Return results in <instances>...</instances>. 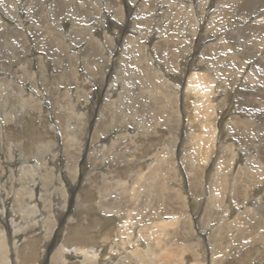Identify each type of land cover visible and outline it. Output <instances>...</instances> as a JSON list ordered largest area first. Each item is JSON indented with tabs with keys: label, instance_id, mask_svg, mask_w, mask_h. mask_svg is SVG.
I'll use <instances>...</instances> for the list:
<instances>
[{
	"label": "rangeland",
	"instance_id": "374dc122",
	"mask_svg": "<svg viewBox=\"0 0 264 264\" xmlns=\"http://www.w3.org/2000/svg\"><path fill=\"white\" fill-rule=\"evenodd\" d=\"M118 1L121 5V9L111 7L109 5L110 2H107V0H99V4L101 5H99L98 3H94L92 0H51V2L50 0H0V78L6 77L12 83L11 90L13 93H16L18 86H21L25 93L23 95L24 98L27 99L29 97L27 99V106H22V101H20L18 98L9 100L10 106H8L11 107L12 110H10L12 111V114L8 115L7 117H4L0 111V132L2 133L0 135V158H2V161L0 160V168L2 162V167L4 168V171L2 172L4 173L2 174L3 180L1 179L3 183L0 184V188L4 186L6 188H12L14 190H17V192H20L18 190L20 188L29 187L30 189L34 188L35 190L36 186L35 191L37 192L36 193L34 191L33 193H31L32 195H29V198H27L25 201L17 200V198L15 199L14 193L8 194L6 207L9 211V221L12 222V224L8 225L10 237L9 239L7 238V241H13L12 239L14 236L20 239V246H18V255L21 260V264H61L63 258H59L57 256H59V253L61 252L60 246L62 245H64L65 248L84 247L108 250L114 246H119L122 244V240H125L122 238H124L125 236L121 234V229L123 232V227L126 224V226L130 228L132 225V221L134 220H152L153 218L157 217L159 220V224H161V222L168 223V218L171 219L172 216L164 211V208L167 205L166 201H168V198L166 199L165 197L178 196L181 199L182 204L189 211V215L192 218L191 220L193 221V226H195L196 230L195 237L199 239L203 236L204 238L203 242H201L202 246L198 250V253L200 254V260H202L205 264H211L214 261L219 260H224L223 262H225V264H248V262L249 264H264V240L262 241L260 238L261 235L262 238L264 237V216L259 220L261 222L256 220V229H254V227L252 226L253 228L251 232L248 231L250 233V237L248 235V232L244 231V229L248 227V224L252 222V219L249 220L246 226H241L242 230L239 232V234L237 231H234L231 233L232 236L228 233V238L227 236H225L226 239L222 237L221 240H216L217 242L213 240L210 241V238L214 237L216 231L219 229V226L223 227L225 223H229L232 214L227 215L225 211L221 209L214 210L212 208L211 211L210 207H208V211H206L207 209L205 210L203 206H205V201H207V193L204 196V191L202 190V198L199 195L194 196L191 192V186L188 183L189 174L187 173L188 171L186 166L188 167V165H186V161L189 162L190 158H192V160H194V162L196 163L197 159L205 157V149H207L205 147H208V144H206L207 139H204V141L201 142V145H197L194 143V139L191 140L190 137L186 135L185 130L190 129L188 128L189 126L186 129L187 123H189V110L187 111L183 107L186 89L189 84L188 80L191 79L190 74L193 71V69L191 70L190 68H192L193 66V68L201 69V71H199L200 73L194 71V75L200 76V74L204 73L202 77L207 76L208 79V75L210 73V75H212L211 78L215 80L214 83H211L213 82V79L210 80L209 78L210 83L212 85L214 84V87L218 85V88L220 90L222 88L221 93L223 92V90L224 94L228 93L227 97L230 100L227 99L228 104L226 103V108L222 110V115L219 114L220 111L218 110L215 117H213V119H217L216 121L215 119L205 121L207 123L210 121L209 123H213L217 126V137L215 142L214 155L210 160V164H208V167H206V171L208 172L206 174H209V176L212 168H215L214 164H216L218 158H220L223 153L225 154L224 157H229V159H231V150L223 147V142L226 143V146L227 144L229 146V144L233 143L237 147H240H238V152L241 156L242 162L247 161V157L245 156L246 154H251V151L247 149V147L254 146L252 139L255 138V142H257L254 144L261 143V140L264 139L263 135L260 136L261 138L246 135V137H244V139L240 141L237 137V134L235 136L237 130L231 133L229 132V130H226L225 125L229 124V122L231 121L238 120V122H241V120L244 121L248 119L250 116L249 111L252 109V107H259V105H261V103L257 99H255V94L261 90H264V83H260L259 81L264 77V0H242L244 2L240 0H220L221 2H219V0H209L208 2L207 0ZM236 1L238 4H236ZM53 2H55V5H53ZM121 2L124 4L122 5ZM191 2L197 8H194L193 13L188 15L183 12L184 10H186V8H184L182 5H186ZM222 2H224L225 5ZM245 2L251 3L250 7H248V4H246L249 10H245L247 9L245 5H240V3ZM91 3L92 5H89ZM153 4H155V6ZM221 4L223 5L222 8L224 9V13L223 9H218L221 8ZM129 6L131 8H129ZM33 7L35 8L33 9ZM209 7L210 12L208 13ZM55 8L57 9L55 10ZM204 8H207V10H205ZM225 8L227 10H225ZM156 10L159 12H167L169 14L168 16H166L167 19H165L164 17L162 21H157V23H155L153 16L156 14ZM216 10L219 12H217ZM67 13L69 14L67 15ZM218 13L221 14L219 17ZM248 17L249 19H246ZM204 18H206V20ZM151 19H153V21ZM195 19L197 20V23L193 22L195 21ZM229 20H231L232 22ZM188 21H192L193 23L191 22V24ZM112 26L113 28H111ZM47 27H49V29H47ZM41 28L42 30H39ZM44 28H46L47 30ZM17 29H19V31ZM222 29H224L225 31ZM249 29L251 30L249 31ZM59 31L61 33H58ZM103 31L105 34L103 33ZM55 32L58 33L57 35L59 37L55 34ZM72 32H74L75 35L74 33L72 34ZM115 32H118V34H116ZM224 33H226L227 36L224 35ZM235 33L239 34V38L238 34ZM112 37L115 40H113ZM242 37H244L245 40H243ZM104 40L107 42H104ZM62 42L64 43L62 44ZM105 43H107V45ZM150 43L152 45L154 44L156 47L155 49H153L154 53L152 55L150 54V49L148 47V44ZM194 43L197 47H195ZM229 43L233 44H230L229 46ZM53 44L55 45L53 46ZM212 44L214 47L212 46ZM48 45L51 47H48ZM56 45L58 47H56ZM57 48L58 50H56ZM98 49L100 51L104 50L106 52L103 51V53L101 52V54L99 53L100 51ZM108 50H114V52L112 54H109ZM15 51L17 52V56L19 57L16 58L18 59L17 61H14ZM93 52L96 54V56L93 55ZM254 53H256L257 55ZM242 54L245 56L243 57ZM103 56L104 58L101 59ZM110 56H113V59ZM24 61L29 62V65H27L26 67L28 69V72L32 73V78H34L35 83L37 82L36 84L34 83V80H28L26 78V80L20 79V76H18L19 74L15 73L17 67L23 65L25 66ZM105 64L108 65L106 73L104 74L103 71L106 66ZM212 64H214V66ZM211 65L213 69H211ZM8 68L13 72L11 70L8 71ZM121 69H125L126 71H122ZM204 69H209V72H205ZM210 70L212 72H210ZM41 71H44L45 73ZM229 71L231 73H229ZM156 75L158 76V78ZM127 77H130L131 79ZM120 78H122V83L120 82ZM159 78L160 80H158ZM235 78L237 79L236 81H234ZM43 79L44 81L47 80L48 82L44 83ZM161 79L163 81H161ZM130 80L133 82L131 83ZM164 81L167 82V84L171 85V87L174 88L175 91H177L179 97L182 99V104H179L178 106L179 109L175 110L174 112L172 111L173 115L178 117V123L176 124L178 125V127L173 126L172 128H167L166 125L162 122V117L164 116L161 114H155V108L158 107V105H156L157 103L155 102H158V100L162 99V97H158V95L160 94V90H166ZM224 81L227 84L224 83ZM41 82L44 84H42ZM112 83L114 84L112 85ZM210 83L208 81L206 86H210ZM123 84L125 85L124 87ZM127 84L129 87L127 86ZM219 84L221 86H219ZM223 88H225L227 92ZM122 89H126L127 91L129 90V99L131 98L130 100L128 99L127 105H125V107L127 108H125V112H129V110H131L132 108L131 106H133L134 104L138 107L135 114L136 116L134 115V118L131 117V121L122 119V110L124 109L120 107V109L112 108V106H110L107 102V95L110 97L112 95L111 92H113V95L118 94V92L120 93ZM81 90L84 93L81 92ZM79 101L81 102L80 104H83L84 101H86L87 103H84L85 105H83L85 107H83L82 105L81 107L79 105ZM130 101H132V103ZM165 101H160L162 102L161 106L165 105L166 103L165 106L167 107V102H169V100L166 99ZM68 103L69 105L71 104L70 107ZM65 105H68L69 108ZM37 106L41 110L38 109ZM74 106L79 110L77 111ZM200 106V103L196 104L195 107L193 106V109L195 110V118L201 112V110L199 109ZM244 106L246 107L244 108ZM26 107L30 109L28 110ZM80 108L82 110H80ZM196 108L198 109L196 110ZM70 109H72L73 111L75 110L76 113H74L75 111L73 112ZM149 110L153 113V115ZM260 110H263L262 105L260 106ZM80 111H83L82 114H79ZM84 111H86V113ZM58 112H61L60 116ZM23 113L25 114L23 115ZM100 116L104 118H101ZM16 117H20L21 120L19 118L17 119ZM67 117H69L70 119ZM87 117H89V119H87ZM66 119L69 120L66 121ZM73 120L75 121L73 122L74 124L72 123ZM87 120L90 122L88 125ZM72 126H76V128L73 127L74 129H72ZM85 126L88 127V129H86ZM68 127H70L71 129H68ZM66 130H68V134H71L74 130V132L76 133L77 131L80 132L77 133V139L79 141H77L78 143H76V145H72L70 143V140L68 141V138H70V134H67L66 136ZM81 133H83V135ZM65 142L67 144L70 143L71 146H68ZM15 143L16 145H14ZM18 143H20L21 145ZM112 143L114 145H118L115 146V148L117 149L114 148V145ZM103 144L107 146L105 148L106 151L104 148H101ZM51 146L54 147L51 148ZM170 146H175V152H173ZM76 147H78V149ZM72 148L73 152H71ZM233 149H235V151L238 150L236 147H233ZM9 150L13 152V154H10ZM112 150L114 152H112ZM166 151L167 153L164 154V152ZM85 154H90V157H88V155L86 156ZM163 154L164 156H167L166 158H168V162H165L166 159L164 160V158H162ZM156 155H161L160 161L153 158ZM112 156H115V158ZM103 158L106 160H104ZM151 160L152 170L149 166ZM125 163L127 166L124 165ZM27 167L29 169H27ZM162 167L163 170L161 169ZM25 168L27 170H25ZM23 169L25 172H40L38 173V175L35 173L37 176L35 175L34 178H32L31 176H27L25 178L27 180L26 181L22 180L20 176ZM47 169L49 170L47 171ZM75 169L77 170V173ZM231 169L232 168H229L230 171L228 170V175L233 174L234 170ZM1 170L2 168L0 169V171ZM69 170L70 173L73 174H70L68 172ZM251 170L254 172L252 176L255 177V180L249 183V185L241 183V185H238V187L242 190L248 189L250 191L251 189L249 188L256 187L254 191H256V193L259 192V194L256 196V198H254V201L251 200L253 204H256L255 201H257V198L264 196V169L263 167H255L254 164H252ZM139 172H141L140 174L143 175V177L138 180V183L137 181L135 183V180L137 178L135 175ZM43 174L46 177H44ZM153 174L158 175V181L156 185H152L150 179L149 181L147 180V177ZM48 175H51V177H49ZM43 177L44 181L42 180ZM38 180L39 182H37ZM204 180H207V182H209L208 178H204ZM69 181H72V183H69ZM33 183L37 184L38 186L33 185ZM149 183L152 186L149 187ZM70 184H73V186H71ZM166 184L171 186L172 188L166 189ZM154 186H158L160 190L158 189V191ZM42 187H44L43 190L45 192H41ZM162 188H164V190ZM153 189H155L154 192ZM151 190L153 194L151 193ZM161 190L163 191L161 192ZM168 191L170 194L168 193ZM182 191L184 192V197L180 195V192L183 193ZM158 192H160V194H157ZM161 193L163 196L161 195ZM100 194H103L102 196L104 198H100ZM255 195L256 194H254V196ZM245 197H242L241 199H243L244 201H246L247 198L249 199V197ZM101 201L110 205V207H106L109 209L108 211H102V207L98 206V203ZM241 201L239 200L240 205H235L233 203L232 210L235 213V215H233L234 217L242 214L238 213L237 209L241 208L242 212L245 210V203L242 204ZM202 202L204 204L200 205V207L197 209L199 204ZM29 205L30 207H35L36 205L35 211L36 213L39 212L40 214L37 213L35 216L29 217L27 212L24 213V210L22 208L28 207ZM46 206H50L49 208H52L55 222L53 225L54 229L51 234L52 236H50L51 240L49 247L51 253L48 256L43 257V250L46 248L48 240L46 239V232L41 231L39 228L44 219V217L43 219L41 218V214L43 216L45 213L48 214ZM224 209H226V207ZM236 212L238 214H236ZM212 214L214 216L217 215L214 217L216 219H214L215 221L211 222L208 225ZM35 219L38 223L35 221ZM171 226L172 225L169 222L167 224V229L170 232V236L166 239V242L160 246V253L162 254V251L166 247H171L173 250H175L174 253L176 255L179 254L180 256V259L175 258L176 255L174 254V258H172V261H170L171 264H176L180 260H183L185 264H195L194 258L192 256L193 250L191 252L189 248L187 249V246L185 247L183 243V245L180 243V230L175 226ZM15 228H18L20 231H14ZM232 228L235 230H239L238 227L232 226ZM3 230H6V228L0 221V232ZM222 232L223 231H221V233ZM253 232L256 233L253 235ZM178 233L180 235H177ZM251 234L253 236V240L255 241H252ZM174 236H177V238L174 239ZM237 236L240 238H238ZM178 237L180 238L179 240ZM105 238H107V240H105ZM24 239H26V241H23ZM236 239L239 240L237 241ZM204 243L205 245L203 246ZM146 245L147 242H145V246ZM160 248L158 247L157 249L160 250ZM153 252L156 253V249ZM150 256L153 259H156L155 256H157V254H155V256ZM150 256H146V258H149L148 262L154 261L152 258H150ZM143 258L146 260L145 257ZM67 259V261L70 260L69 264H76L74 262H77L73 261L75 260L74 257H67ZM159 260L160 257H158L157 261L155 260L154 262H158L157 264H161ZM243 261L246 262L243 263Z\"/></svg>",
	"mask_w": 264,
	"mask_h": 264
},
{
	"label": "bare ground",
	"instance_id": "6f19581e",
	"mask_svg": "<svg viewBox=\"0 0 264 264\" xmlns=\"http://www.w3.org/2000/svg\"><path fill=\"white\" fill-rule=\"evenodd\" d=\"M28 1V0H27ZM57 1V0H56ZM69 1V0H68ZM85 1V0H84ZM88 1V0H87ZM94 3H98L99 4V0H92ZM209 0H207V2H208ZM213 1V0H212ZM226 1V0H225ZM235 1V0H234ZM240 1H242V0H240ZM10 2V1H9ZM30 2V1H29ZM34 2V1H33ZM50 2H51V0H50ZM102 2H104V1H102ZM107 2H110L109 3V5L111 6V7H115V8H120L121 9V5L119 4V1L118 0H107ZM123 2V1H122ZM121 2V4L123 5L124 3H122ZM219 2H221L220 0H219ZM239 2V1H238ZM242 2H244V1H242ZM11 3V2H10ZM12 3H13V1H12ZM32 3V2H31ZM42 3H45V2H42ZM49 3V2H48ZM54 3V4H53ZM52 4L53 5H55V2H53ZM72 3V2H71ZM79 3V2H78ZM84 3V2H83ZM134 3V2H133ZM136 3V2H135ZM223 4H224V2H222ZM228 3V2H227ZM255 3V2H254ZM15 4V3H14ZM51 4V5H52ZM95 4V5H96ZM104 4V3H103ZM139 4V3H138ZM152 4V3H151ZM207 4V3H206ZM231 4V3H230ZM230 4H228V5H230ZM236 4H238L237 3V1H236ZM242 4V6L243 5H245L246 6V4H248V7H250V4L251 3H240V5ZM2 5V4H1ZM67 5V4H66ZM70 5V4H69ZM73 5H75V4H73ZM89 5H92V3L91 4H89ZM99 5H101V4H99ZM154 6H155V4H153ZM200 5H203V4H200ZM208 5V4H207ZM217 5V4H216ZM222 5V4H221ZM225 5V4H224ZM260 5V4H259ZM9 6V5H8ZM15 6V5H14ZM18 6V5H17ZM26 6V5H25ZM24 6V7H25ZM105 6V5H104ZM139 6V5H138ZM142 6V5H141ZM184 8H186V10H184L183 12H185L186 14H191V13H193V10H194V8H197V7H195V5L194 4H192V2L191 3H188V4H186V5H182ZM13 7V6H12ZM51 7H53V6H51ZM55 7V6H54ZM68 7V6H67ZM81 7V6H80ZM201 7V6H200ZM205 7H206V5H205ZM219 7V6H218ZM223 7V5L221 6V8H218V9H223L222 8ZM229 7H231V6H229ZM247 7V6H246ZM248 7H247V9H245V10H249L248 9ZM260 7V6H259ZM35 7H33V9H34ZM44 8V7H43ZM46 8V7H45ZM91 8V7H90ZM96 8V7H95ZM129 8H131L130 6H129ZM136 8V7H135ZM142 8H143V6H142ZM21 9V8H20ZM32 9V8H31ZM57 8H55V10H56ZM105 9H106V7H105ZM144 9V8H143ZM202 9V8H201ZM205 10H207V8H204ZM210 7L208 8V13L210 12ZM214 9H217V8H214ZM243 9V8H242ZM256 9H258V8H256ZM24 10V9H23ZM37 10H38V8H37ZM54 10V9H53ZM69 10V9H68ZM76 10V9H75ZM74 10V11H75ZM95 10V9H94ZM100 10V9H99ZM102 10V9H101ZM145 10V9H144ZM182 10V9H181ZM180 10V11H181ZM225 10H227L226 8H225ZM262 10V9H261ZM10 11V10H9ZM12 11V10H11ZM45 11V10H44ZM48 11H50V10H48ZM157 11V10H156ZM179 11V10H178ZM217 11V10H216ZM264 11V10H263ZM17 12V11H16ZM20 12V11H19ZM52 12V11H51ZM57 12V11H56ZM73 12V11H72ZM95 12V11H94ZM99 12V11H98ZM129 12V11H128ZM217 12H219V11H217ZM222 12V11H221ZM226 12V11H225ZM245 12V11H244ZM14 13V12H13ZM21 13V12H20ZM24 13V12H23ZM47 13H49V12H47ZM71 13V12H70ZM75 13V12H74ZM78 13H81V12H78ZM119 13V12H118ZM123 13V12H122ZM131 13V12H130ZM206 13H207V11H206ZM223 13H224V9H223ZM246 13V12H245ZM69 13H67V15H68ZM148 14V13H147ZM184 14V13H183ZM198 14V13H197ZM219 14V13H218ZM226 14V13H225ZM253 14H254V12H253ZM259 14V13H258ZM264 14V13H263ZM29 15V14H28ZM72 15V14H71ZM70 15V16H71ZM74 15V14H73ZM80 15H82V14H80ZM116 15V14H115ZM130 15V14H129ZM134 15H136V14H134ZM169 14L167 13V12H159V11H157L156 12V14L153 16V19L155 20V23H157V21H162L163 20V18L165 17V19H167V17L166 16H168ZM202 15V14H201ZM206 15V14H205ZM221 14H219L218 15V17L220 16ZM229 15V14H228ZM50 16V15H49ZM63 16V15H62ZM70 16H69V18H70ZM84 16V15H83ZM108 16V15H107ZM120 16V15H119ZM191 16V15H190ZM224 16V15H223ZM239 16V15H238ZM253 16H255V15H253ZM258 16H261V15H258ZM17 17H19V16H17ZM98 17V16H97ZM109 17V16H108ZM140 17H142V16H140ZM145 17V16H144ZM147 17V16H146ZM195 17V16H194ZM197 17V16H196ZM201 17V16H200ZM203 17V16H202ZM228 17V16H227ZM232 17H233V15H232ZM263 17V16H262ZM28 18V17H27ZM37 18V17H36ZM60 18V17H59ZM62 18V17H61ZM86 18H87V16H86ZM150 18V17H149ZM252 18V17H251ZM254 18V17H253ZM72 19V18H71ZM81 19V18H80ZM112 19V18H111ZM153 19H151L152 21H153ZM203 19V18H202ZM205 20H206V18H204ZM210 19V18H209ZM217 19V18H216ZM230 19H231V16H230ZM242 19V18H241ZM245 19V18H244ZM246 19H249V17L248 18H246ZM255 19V18H254ZM264 19V18H263ZM14 20H15V18H14ZM34 20V19H33ZM74 20V19H73ZM72 20V21H73ZM120 20V19H119ZM122 20V19H121ZM215 20V19H214ZM234 20H235V18H234ZM257 20V19H256ZM62 21V20H61ZM105 21V20H104ZM123 21V20H122ZM125 21V20H124ZM151 21V22H152ZM223 21V20H222ZM229 21H231V20H229ZM228 21V22H229ZM232 21H233V19H232ZM231 21V22H232ZM3 22V21H2ZM28 22V21H27ZM46 22V21H45ZM78 22V21H77ZM189 22V21H188ZM192 22V21H191ZM191 22H189V23H191ZM194 23H197V20L195 19V21H193ZM192 22V23H193ZM207 22V21H206ZM205 22V23H206ZM248 22V21H247ZM250 22V21H249ZM256 22V21H255ZM55 23V22H54ZM76 23V22H75ZM111 23V22H110ZM153 23V22H152ZM184 23V22H183ZM191 23V24H192ZM201 23V22H200ZM210 23V22H209ZM251 23V22H250ZM249 23V24H250ZM24 24V23H23ZM29 24H31V23H29ZM59 24V23H58ZM70 24V23H69ZM105 24V23H104ZM231 24V23H230ZM257 24H259V23H257ZM36 25V24H35ZM34 25V26H35ZM60 25V24H59ZM75 25V24H74ZM77 25V24H76ZM78 25H80V24H78ZM88 25H90V24H88ZM106 25V24H105ZM115 25V24H114ZM195 25V24H194ZM199 25V24H198ZM236 25V24H235ZM238 25V24H237ZM252 25V24H251ZM5 26H7V25H5ZM19 26H21V25H19ZM38 26H39V24H38ZM41 26H43V25H41ZM72 26H73V24H72ZM84 26V25H83ZM119 26H120V24H119ZM197 26V25H196ZM213 26V25H212ZM258 26V25H257ZM16 27V26H15ZM23 27V26H22ZM46 27V26H45ZM87 27V26H86ZM85 27V28H86ZM105 27V26H104ZM115 27V26H114ZM195 27V26H194ZM201 27V26H200ZM222 27V26H221ZM236 27V26H235ZM246 27V26H245ZM259 27H260V25H259ZM18 28H20V27H18ZM80 28V27H79ZM84 28V27H83ZM100 28V27H99ZM111 28H113V26L111 27ZM118 28V27H117ZM199 28V27H198ZM202 28V27H201ZM223 28V27H222ZM226 28V27H225ZM30 29V28H29ZM44 29H46V28H44ZM47 29H49V27H47ZM46 29V30H47ZM76 29V28H75ZM96 29V28H95ZM120 29V28H119ZM197 29V28H196ZM195 29V30H196ZM200 29V28H199ZM198 29V30H199ZM204 29V28H203ZM213 29H215V28H213ZM18 31H19V29H17ZM35 30V29H34ZM38 30V29H37ZM39 30H42V28L41 29H39ZM56 30V29H55ZM87 30V29H86ZM220 30V29H219ZM222 30H224V29H222ZM243 30V29H242ZM251 29H249V31H250ZM263 30V29H262ZM49 31V30H48ZM57 31V30H56ZM70 31V30H69ZM74 31V30H73ZM101 31V30H100ZM108 31V30H107ZM112 31V30H111ZM225 31V30H224ZM44 32V31H43ZM50 32V31H49ZM53 32V31H52ZM91 32V31H90ZM194 32V31H193ZM204 32V31H203ZM203 32H201V33H203ZM231 32V31H230ZM42 33V32H41ZM58 33H61L60 31L58 32ZM57 32H55V34L57 35L58 34ZM63 33V32H62ZM74 32H72V34H73ZM87 33V32H86ZM103 33H104V31H103ZM116 34H118V32H115ZM223 33V32H222ZM239 33H240V31H239ZM258 33H260V32H258ZM49 34V33H48ZM53 34V33H52ZM69 34V33H68ZM79 34V33H78ZM92 34V33H91ZM105 34V33H104ZM164 34V33H163ZM193 34V33H192ZM219 34V33H218ZM235 34H238V33H235ZM55 35V36H56ZM60 35V34H59ZM74 35H75V33H74ZM73 35V36H74ZM80 35V34H79ZM200 35V34H199ZM198 35V36H199ZM203 35V34H202ZM217 35V34H216ZM224 35H226V33H224ZM51 36V35H50ZM58 36V35H57ZM89 36V35H88ZM99 36V35H98ZM102 36V35H101ZM109 36V35H108ZM115 36H117V35H115ZM223 36V35H222ZM227 36V35H226ZM244 36V35H243ZM7 37V36H6ZM38 37V36H37ZM59 37V36H58ZM67 37V36H66ZM81 37V36H80ZM97 37V36H96ZM95 37V38H96ZM100 37V36H99ZM194 37V36H193ZM214 37V36H213ZM221 37V36H220ZM231 37V36H230ZM241 37V36H240ZM256 37V36H255ZM24 38V37H23ZM26 38V37H25ZM64 38V37H63ZM113 38V37H112ZM112 38H111V41H112ZM160 38V37H159ZM182 38V37H181ZM217 38V37H216ZM222 38V37H221ZM233 38V37H232ZM235 38H237V37H235ZM238 38H239V34H238ZM243 38V40H245L244 39V37H242ZM246 38V37H245ZM18 39V38H17ZM36 39V38H35ZM38 39V38H37ZM45 39H46V37H45ZM101 39V38H100ZM109 39V38H108ZM193 39V38H192ZM207 39V38H206ZM224 39V38H223ZM226 39V38H225ZM256 39H258V38H256ZM48 40V39H47ZM74 40V39H73ZM72 40V41H73ZM76 40V39H75ZM80 40H82V39H80ZM95 40H98V39H95ZM113 40H115L114 38H113ZM153 40H154V38H153ZM203 40V39H202ZM216 40V39H215ZM4 41V40H3ZM16 41H18V40H16ZM156 41V40H155ZM172 41V40H171ZM170 41V42H171ZM211 41V40H210ZM209 41V42H210ZM236 41V40H235ZM50 42H51V39H50ZM54 42V41H53ZM52 42V43H53ZM61 42V41H60ZM59 42V43H60ZM104 42H107V41H105L104 40ZM113 42H115V41H113ZM132 42V41H131ZM182 42H183V40H182ZM191 42V41H190ZM208 42V43H209ZM5 43V42H4ZM36 43H37V40H36ZM45 43H46V40H45ZM51 43V44H52ZM64 42H62V44H63ZM97 43V42H96ZM112 43V42H111ZM146 43V42H145ZM152 43V42H151ZM148 44V47H149V52H150V54L152 55L154 52H153V49H155L156 47H155V45L153 44ZM180 43V42H179ZM200 43V42H199ZM212 43H215V42H212ZM246 43H248V42H246ZM253 43V42H252ZM55 44H57V43H55ZM55 44H53V46L55 45ZM66 44V43H65ZM106 45H107V43H105ZM113 44V43H112ZM159 44V43H158ZM161 44V43H160ZM164 44V43H163ZM162 44V45H163ZM193 44V43H192ZM230 44H233V43H229V46H230ZM237 44V43H236ZM250 44V43H249ZM249 44H247V45H249ZM29 45V44H28ZM44 45V44H43ZM46 45V44H45ZM108 45H110V44H108ZM194 45H195V43H194ZM201 45H203V44H201ZM223 45V44H222ZM246 45V44H245ZM165 46H167V45H165ZM212 46H213V44H212ZM233 46V45H232ZM251 46V45H250ZM48 47H51V46H49L48 45ZM56 47H58L57 45H56ZM65 47V46H64ZM100 47V46H99ZM102 47V46H101ZM103 47H104V45H103ZM192 47H194V46H192ZM195 47H197L196 45H195ZM208 47H209V45H208ZM207 47V48H208ZM214 47V46H213ZM247 47V46H246ZM249 47V46H248ZM66 48V47H65ZM91 48V47H90ZM112 48V47H111ZM119 48V47H118ZM144 48V47H143ZM202 48V47H201ZM230 48V47H229ZM228 48V49H229ZM253 48V47H252ZM49 49V48H48ZM101 49V48H100ZM138 49V48H137ZM220 49V48H219ZM221 49H223V48H221ZM56 50H58V48L56 49ZM99 50V49H98ZM106 50V49H105ZM141 50V49H140ZM244 50V49H243ZM252 50V49H251ZM9 51V50H8ZM100 51V50H99ZM103 51L104 50H102V51H100L99 53H103ZM109 51V54H112L113 52H114V50H108ZM108 51H107V53H108ZM117 51V50H116ZM190 51V50H189ZM192 51V50H191ZM217 51V50H216ZM226 51V50H225ZM246 51V50H245ZM245 51H244V53H245ZM253 51V50H252ZM260 51H261V49H260ZM48 52H50V51H48ZM72 52H73V50H72ZM95 52H96V50H95ZM98 52V51H97ZM104 52H106V51H104ZM134 52V51H133ZM222 52V51H221ZM249 52V51H248ZM101 53V54H102ZM141 53H142V51H141ZM156 53V52H155ZM201 53V52H200ZM239 53H241V52H239ZM243 53V52H242ZM261 53H262V51H261ZM8 54V53H7ZM15 57H14V61H17L18 59H16L18 56H17V52L15 51ZM57 54V53H56ZM88 54V53H87ZM105 54V53H104ZM108 54V55H109ZM178 54V53H177ZM203 54H205V53H203ZM254 54H256V53H254ZM93 55L94 56H96V54L93 52ZM139 55V54H138ZM214 55V54H213ZM238 55V54H237ZM241 55V54H240ZM243 55V54H242ZM246 55H247V53H246ZM253 55V54H252ZM257 55V54H256ZM263 55V54H262ZM84 56V55H83ZM107 56V55H106ZM235 56V55H234ZM239 56V55H238ZM245 55H243V57H244ZM80 57V56H79ZM87 57V56H86ZM111 57V56H110ZM145 57V56H144ZM155 57V56H154ZM221 57V56H220ZM229 57V56H228ZM252 57V56H251ZM260 57H261V55H260ZM263 57V56H262ZM19 58V57H18ZM38 58V57H37ZM104 58V56L101 58V59H103ZM109 58V57H108ZM112 59H113V56L111 57ZM170 58V57H169ZM227 58V57H226ZM231 58H233V57H231ZM248 58V57H247ZM256 58V57H255ZM96 59V58H95ZM107 59V58H106ZM105 59V60H106ZM154 59V58H153ZM166 59V58H165ZM221 59H223V58H221ZM254 59V58H253ZM7 60V59H6ZM57 60V59H56ZM104 60V61H105ZM110 60V59H109ZM121 60V59H120ZM145 60V59H144ZM205 60V59H204ZM229 60V59H228ZM232 60V59H231ZM235 60V59H234ZM237 60V59H236ZM83 61V60H82ZM99 61H100V59H99ZM103 61V62H104ZM119 61V60H118ZM176 61V60H175ZM195 61V60H194ZM241 61V60H240ZM25 62V61H24ZM36 62V61H35ZM40 62V61H39ZM42 62V61H41ZM86 62H87V60H86ZM97 62V61H96ZM110 62V61H109ZM137 62V61H136ZM146 62V61H145ZM202 62V61H201ZM248 62V61H247ZM260 62V61H259ZM29 62L28 61H26L25 62V66L23 65V66H19V67H17L16 68V70H15V73H17V74H19L18 76H20V79H28V80H34V78H32V73L31 72H28V69H27V65H29L28 64ZM59 63V62H58ZM63 63V62H62ZM61 63V64H62ZM142 63V62H141ZM207 63V62H206ZM223 63V62H222ZM256 63V62H255ZM74 64V63H73ZM147 64V63H146ZM146 64H145V67H146ZM180 64V63H179ZM196 64V63H195ZM198 64V63H197ZM208 64V63H207ZM211 64V63H210ZM93 65V64H92ZM102 65V64H101ZM100 65V66H101ZM104 65V64H103ZM106 65V64H105ZM108 65V64H107ZM107 65L105 66V69H104V74L106 73V69H107ZM123 65V64H122ZM206 65V64H205ZM213 66H214V64H212ZM212 65H211V69H213L212 68ZM242 65H244V64H242ZM260 65V64H259ZM72 66V65H71ZM99 66V65H98ZM190 66V65H189ZM198 66V65H197ZM197 66H195V67H197ZM207 66V65H206ZM217 66V65H216ZM216 66H215V69H216ZM258 66V65H257ZM263 66V65H262ZM14 67V66H13ZM48 67V66H47ZM103 67V66H102ZM121 67V66H120ZM192 67V66H191ZM194 67V66H193ZM190 68L191 70L193 69V71L191 72V74H190V78L191 79H189L188 81H189V84H188V87H187V89H186V93H185V101L183 102L184 104H183V107L188 111L189 110V123H187V126H186V129H187V127L188 128H190L189 130H185L186 131V135L187 136H189L190 137V139L191 140H193L194 141V143L195 144H197V145H201V142H203L204 141V139H207L206 141V144H208V147H205V148H207V149H205V153H206V156L205 157H202V158H199V159H197V161H196V163L194 162V160H192V158H190V161L189 162H187L186 161V165H188V167L186 166V168H187V173L189 174V176H188V179H189V185L191 186V192H192V194L194 195V196H197V195H199V196H203V194H204V196H205V194H206V196H207V201H205V206H203L204 207V209L206 210L208 207H210L211 209V211H212V208L214 209V210H217V209H221V210H223V211H225V213L227 214V215H229V214H232V217H231V219H230V221H229V223L227 224V223H225L224 225H223V227H218L219 229L216 231V233H215V235H214V237H211L210 238V241H216V240H221L222 239V237H224L225 238V236H227L228 235V233L229 234H231L232 232H234V231H237L238 232V234H239V232L242 230V227L241 226H246L247 224H248V222H249V220L250 219H252V222L251 223H249L248 224V227H246L245 229H244V231H249V232H251V230H252V228L254 227V229H256V220H260V219H262V217L264 216V196H262V197H260V198H257V201H255L256 202V204H253V202L251 201V200H255L254 198H256V196L259 194V192H257L256 193V191H254L255 189H256V187H252V188H249V189H251V191L250 190H242V189H240L239 187H238V185H241V183L242 184H247V185H249V183H251V182H253L254 180H255V177L254 176H252V174H254V172L251 170V166H252V164H254V166L255 167H263V169H264V139L263 140H261V143L260 144H254V143H257V142H255V138L254 139H252V141H253V145L254 146H251V147H247V149H249L250 151H251V154H246L245 156L247 157V161L246 162H242V160H241V156H240V154H239V149H238V147L235 145V144H233V143H231V144H229V146H228V144H227V146H226V143H224L223 142V147H226V148H228V149H230L231 151H230V155H231V159H229V157H224L225 156V154L223 153L222 155H221V157L220 158H218V160H217V162H216V164H214V167L215 168H212V170H211V172H210V176H209V174H206V173H208L206 170V167H208V164H210V160H211V158L213 157V155H214V149H215V142H216V137H217V126L215 125V124H213V123H207V122H205L206 120H214L213 119V117H215V115H216V113H217V111L219 110L220 112H219V114L220 115H222V110L223 109H225L226 108V103H227V99H228V97H227V95H228V93L227 94H224L223 92H224V90H223V94L221 93V90H222V88H221V90L218 88V85L216 86V87H214V84L212 85L211 83H214L215 82V80L213 79V78H211V76L212 75H210V73H209V75H208V77L210 78V80L211 79H213V82H211L210 83V80H209V78L207 79V76H205V77H202V75L204 74L203 72V74H200V76H196V75H194V71H196L197 73L199 72V71H201V69H199V68ZM244 67V66H243ZM253 67V66H252ZM12 68V67H11ZM51 68V67H50ZM56 68V67H55ZM77 68V67H76ZM126 68V67H125ZM186 68V67H185ZM230 68V67H229ZM256 68V67H255ZM260 68H261V66H260ZM4 69V68H3ZM32 69V68H31ZM40 69V68H39ZM43 69V68H42ZM117 69V68H116ZM128 69V68H127ZM158 69V68H157ZM170 69V68H169ZM240 69V68H239ZM252 69V68H251ZM11 70V69H10ZM9 70V68H8V71H10ZM46 70H48V69H46ZM103 70V69H102ZM122 71H124L125 69H121ZM159 70V69H158ZM205 70V69H204ZM227 70V69H226ZM264 70V69H263ZM12 71V70H11ZM30 71V70H29ZM45 71V70H44ZM44 71H41V72H44ZM96 71V70H95ZM98 71V70H97ZM126 71V70H125ZM129 71V70H128ZM127 71V72H128ZM149 71V70H148ZM168 71V70H167ZM177 71V70H176ZM216 71V70H215ZM214 71V72H215ZM228 71V70H227ZM6 72V71H5ZM13 72V71H12ZM77 72V71H76ZM153 72V71H152ZM205 72H209V69H206L205 70ZM210 72H212L211 70H210ZM236 72V71H235ZM235 72H233V73H235ZM237 72H238V70H237ZM34 73V72H33ZM40 73V72H39ZM45 73V72H44ZM63 73V72H62ZM116 73V72H115ZM155 73H156V71H155ZM176 73V72H175ZM200 73V72H199ZM229 73H231L230 71H229ZM251 73V72H250ZM96 74V73H95ZM103 74V75H104ZM124 74V73H123ZM22 75V76H21ZM42 75V74H41ZM117 75V74H116ZM147 75V74H146ZM158 75V74H157ZM156 75V76H157ZM206 75V74H205ZM223 75V74H222ZM235 75V74H234ZM253 75V74H252ZM251 75V76H252ZM263 75V74H262ZM47 76V75H46ZM120 76V75H119ZM126 76H127V74H126ZM148 76V75H147ZM214 76V75H213ZM233 76V75H232ZM236 76V75H235ZM260 76V75H259ZM34 77V76H33ZM37 77V76H36ZM43 77V76H42ZM97 77V76H96ZM101 77V76H100ZM87 78V77H86ZM127 78H129V79H131L130 77H127ZM139 78V77H138ZM157 78H158V76H157ZM215 78V77H214ZM228 78V77H227ZM226 78V79H227ZM234 78V77H233ZM238 78V77H237ZM261 78H262V76H261ZM25 79V80H26ZM101 79V78H100ZM63 80V79H62ZM68 80V79H67ZM77 80V79H76ZM89 80V79H88ZM115 80V79H114ZM119 80V79H118ZM121 80V81H120ZM120 82L122 83L123 81H122V78H120ZM123 80H124V78H123ZM158 80H160V78L158 79ZM217 80H219V79H217ZM237 79L235 78L234 79V81H236ZM255 80V79H254ZM22 81V80H21ZM43 81H44V79H43ZM126 81V80H125ZM131 81V80H130ZM161 81H163L162 79H161ZM208 81H209V83H210V86H206L207 85V83H208ZM226 81H228V80H226ZM260 81V83H264V77L261 79V80H259ZM14 82V81H13ZM46 82H48L47 80L46 81H44V83H46ZM133 81H131V83H132ZM219 82V81H218ZM22 83V82H21ZM34 83H35V80H34ZM37 83V82H36ZM35 83V84H36ZM42 83V82H41ZM44 83H42V84H44ZM68 83V82H67ZM118 83V82H117ZM224 83H226L225 81H224ZM16 84V83H15ZM27 84V83H26ZM101 84H103V83H101ZM114 83H112V85H113ZM119 84V83H118ZM117 84V85H118ZM172 84V83H171ZM221 84V83H220ZM219 84V86H221ZM227 84V83H226ZM225 84V85H226ZM229 84H231V83H229ZM255 84V83H254ZM20 85H22V84H20ZM82 85V84H81ZM85 85H87V84H85ZM116 85V86H117ZM164 85H165V87H166V90H163V89H161L160 90V94L158 95V97H162V99L161 100H158V102H155V103H157L156 105H158V107H156L155 109V114H161V115H163L164 117H162V122L166 125V127L167 128H172L173 126L175 127V126H177L178 127V125H176L177 123H178V117L177 116H175V115H173V113H172V111L174 112L175 110H177V109H179V104H182V99L179 97V94L177 93V91H175L174 90V88H172L171 87V85H169V84H167V82H165L164 81ZM62 86V85H61ZM119 86V85H118ZM125 85L123 84V87H124ZM127 86H128V84H127ZM264 86V85H263ZM24 87H25V85H24ZM57 87V86H56ZM129 87V86H128ZM225 87V86H224ZM254 87H255V85H254ZM11 88H12V83L6 78V77H2V78H0V111H1V114L4 116V117H7L8 115H10V114H12V109H11V107H9L10 106V102H9V100H12L13 98H18L20 101H22V106H27V99L29 98H27V99H25L24 98V91H23V88L21 87V86H18V89L16 90L17 92L16 93H13L12 92V90H11ZM36 88V87H35ZM77 88V87H76ZM117 88V87H116ZM227 88V87H226ZM249 88V87H248ZM39 89V88H38ZM51 89V88H50ZM66 89V88H65ZM120 89V88H119ZM119 89H118V91H119ZM127 89V88H126ZM126 89H122V91L119 93L118 92V94H114L113 95V92H111L112 93V95L109 97L108 95H107V97H108V99H107V102L109 103V105L110 106H112V108H122V109H124V110H122L123 111V115H122V119L123 120H130V118L131 117H133L135 114H136V111H137V109H138V107H137V105L135 106V104L133 105V106H131L132 108H131V110H129V112H125V105H127V102H128V99H129V96H130V94H128V92L130 93V91L128 90H126ZM223 89H225V88H223ZM250 89V88H249ZM111 91V90H110ZM225 91H226V89H225ZM36 92V91H35ZM81 92H83L82 90H81ZM80 92V93H81ZM98 92V91H97ZM132 92V91H131ZM142 92V91H141ZM227 92V91H226ZM225 92V93H226ZM49 93V92H48ZM84 93V92H83ZM87 93H89V92H87ZM111 93H109V94H111ZM143 93V92H142ZM142 93H141V95H142ZM216 93H217V95H216ZM256 93V92H255ZM40 94H42V93H40ZM133 94V93H132ZM136 94V93H135ZM59 95V94H58ZM68 95H69V93H68ZM140 95V96H141ZM231 95V94H230ZM256 98L255 99H257L260 103H261V105H262V108H263V110L261 111L260 110V106L261 105H259V107H252V109L249 111V118L248 119H246V120H241V122H238V120H235V121H231V122H229V124H226L225 125V127H226V130L228 131L229 130V132H233V131H236V133H235V136H236V134H237V137H238V139L241 141V140H243L244 139V137H246V135H250V136H254V137H259V138H261L260 136H262L263 135V137H264V90H261V91H259V92H257L256 94ZM83 96V95H82ZM133 96H135V95H133ZM138 96V95H137ZM27 97V96H26ZM59 97H60V95H59ZM59 97H58V99H59ZM69 97V96H68ZM71 97V96H70ZM57 98V97H56ZM61 98V97H60ZM137 98V97H136ZM131 99V98H130ZM129 99V100H130ZM139 99V98H138ZM166 99H168L169 100V102H167L168 103V105H167V107L165 106L166 105V103H165V105H163V106H161V103L162 102H160V101H165ZM15 100V99H14ZM71 100V99H70ZM76 100V99H75ZM80 100V99H79ZM228 100H230V99H228ZM61 101H62V99H61ZM78 101V100H77ZM138 101V100H137ZM14 102V101H13ZM65 102V101H64ZM71 102V101H70ZM131 103H132V101H130ZM166 102V101H165ZM66 103V102H65ZM81 102L79 101V105L81 106H83V105H85L84 103H87L86 101H84V103L83 104H80ZM108 103H107V105H108ZM154 103V102H153ZM201 104V106L199 107V109L201 110V112H200V114H198V116L195 118V116H194V112H195V110L193 109V106L195 107L196 106V104ZM252 103V102H251ZM41 104V103H40ZM64 104V103H63ZM67 104V103H66ZM78 104V103H77ZM138 104V103H137ZM228 104V103H227ZM243 104V103H242ZM246 104V103H245ZM9 105V106H8ZM35 105V104H34ZM33 105V106H34ZM39 105V104H38ZM68 105H69V103H68ZM68 105H65V106H67L68 107ZM71 105V104H70ZM70 105H69V107H70ZM75 105V104H74ZM250 105V104H249ZM14 106H16V105H14ZM81 106V107H82ZM247 106V105H246ZM246 106H244V108L246 107ZM251 106V105H250ZM256 106V105H255ZM60 107V106H59ZM62 107H63V105H62ZM68 107V108H69ZM75 107V106H74ZM78 107V106H77ZM83 107H85V106H83ZM241 107V106H240ZM249 107V106H248ZM7 108H9V109H7ZM23 108H25V107H23ZM27 108V107H26ZM37 108H38V106H37ZM36 108V109H37ZM45 108V107H44ZM68 108H67V110H68ZM73 108V107H72ZM76 108V107H75ZM106 108V107H105ZM119 108V109H120ZM134 108H136V109H134ZM251 108V107H250ZM11 109V110H10ZM28 109V108H27ZM30 109V108H29ZM28 109V110H29ZM38 109H40V108H38ZM66 109V108H65ZM77 109V111L79 110L78 108H76ZM103 109V108H102ZM107 109V108H106ZM108 109H109V106H108ZM111 109V108H110ZM127 109V108H126ZM134 109V110H133ZM198 108H196V110H197ZM41 110V109H40ZM67 110H64V111H67ZM71 111H73L72 109H70ZM80 110H82L81 108H80ZM113 110V109H112ZM70 111V112H71ZM75 111V110H74ZM73 111V112H74ZM103 111V110H102ZM109 111V110H108ZM107 111V112H108ZM114 111V110H113ZM150 111V110H149ZM23 112V111H22ZM25 112V111H24ZM69 112V113H70ZM83 112V111H82ZM82 112L80 111L79 112V114L81 113L82 114ZM85 113H86V111H84ZM116 112H118V111H116ZM151 112V111H150ZM27 113V112H26ZM59 113V112H58ZM61 113V112H60ZM60 113H59V116H60ZM68 113V114H69ZM74 113H76V111L74 112ZM105 113H106V111H105ZM104 113V114H105ZM109 113V112H108ZM139 113V112H138ZM149 113V112H148ZM152 113V112H151ZM177 113V112H176ZM19 114V113H18ZM21 114V113H20ZM25 113H23V115H24ZM65 114V113H64ZM78 114V113H77ZM102 114V113H101ZM100 114V115H101ZM225 114V113H224ZM29 115V114H28ZM36 115V114H35ZM39 115V114H38ZM76 115V114H75ZM103 115V114H102ZM107 115V114H106ZM152 115H153V113H152ZM219 115V116H220ZM41 116V115H40ZM111 116V115H110ZM115 116V115H114ZM113 116V117H114ZM136 116V115H135ZM155 116V115H154ZM160 116V115H159ZM224 116V115H223ZM66 117V116H65ZM101 117V116H100ZM117 117H119V116H117ZM150 117V116H149ZM157 117V116H156ZM155 117V118H156ZM161 117V116H160ZM188 117V116H187ZM17 118V117H16ZM19 119H20V117H18ZM17 118V119H18ZM67 118H69V117H67ZM75 118V117H74ZM101 118H104V117H101ZM134 118V117H133ZM64 119V118H63ZM70 119V118H69ZM69 119H66V121H68ZM83 119V118H82ZM85 119V118H84ZM87 119H89V117H87ZM153 119V118H152ZM160 119V118H159ZM9 120V119H8ZM21 120V119H20ZM75 120V119H74ZM72 121V123L73 122H75V121ZM111 120V119H110ZM113 120H114V118H113ZM112 120V121H113ZM117 120H119V119H117ZM217 119H215V121H216ZM221 120V119H220ZM234 120V119H233ZM52 121V120H51ZM83 121V120H82ZM88 121V120H87ZM131 121V120H130ZM159 121V120H158ZM22 122V121H21ZM24 122V121H23ZM79 122V121H78ZM77 122V123H78ZM110 122V121H109ZM121 122V121H120ZM1 123V122H0ZM9 123V122H8ZM71 123V124H72ZM83 123V122H82ZM84 123H85V121H84ZM90 122L88 121L87 122V125L89 124ZM216 123V122H215ZM24 124V123H23ZM69 124V123H68ZM74 124V123H73ZM76 124V123H75ZM241 124V125H240ZM143 125V124H142ZM68 126V125H67ZM81 126V125H80ZM73 127H75L76 128V126H72V129H74ZM86 127V126H85ZM157 127V126H156ZM242 127H244V128H242ZM70 127H68V129H69ZM78 128V127H77ZM65 129V128H64ZM67 129V128H66ZM71 129V128H70ZM86 129H88V127H86ZM203 129H205V130H203ZM206 129H208V130H206ZM222 129V128H221ZM76 130V129H75ZM74 130V131H75ZM77 130H79V129H77ZM81 130V129H80ZM143 130V129H142ZM177 130H178V128H177ZM49 131V130H48ZM67 131L68 130H66V136H67ZM73 131V130H72ZM72 132L69 136H70V138H68V141L70 140V143L72 144V145H76V143H78L77 141H79L78 139H77V133H80V132H78L77 131V133L76 132ZM98 131V130H97ZM145 131V130H144ZM184 131V132H185ZM63 132V131H62ZM83 132V131H82ZM137 133V132H136ZM2 133L0 132V135H1ZM82 135H83V133H81ZM81 134H79V135H81ZM252 134H254V135H252ZM79 135H78V138H79ZM234 135V134H233ZM210 136H211V138H210ZM225 136V135H224ZM49 137V136H48ZM134 137V136H133ZM248 137V136H247ZM1 138V137H0ZM222 138V137H221ZM251 138V137H250ZM257 139V138H256ZM1 140V139H0ZM190 140V141H191ZM248 140V139H247ZM2 141H3V139H2ZM226 141V140H225ZM250 141V140H249ZM66 142H67V139H66ZM65 142V143H66ZM245 142V141H244ZM247 142V141H246ZM8 143V142H7ZM53 143H55V142H53ZM64 143V144H65ZM67 144L68 146H71V144ZM114 143H116V142H114ZM252 143V142H251ZM9 144V143H8ZM18 144H20V143H18ZM113 144V143H112ZM237 144V143H236ZM14 145H16V143L14 144ZM21 145V144H20ZM55 145V144H54ZM66 145V146H67ZM114 145V144H113ZM117 145V144H116ZM116 145H114V148H115V146ZM12 146V145H11ZM111 146V145H110ZM118 146V145H117ZM183 146H184V144H183ZM37 147H38V145H37ZM45 147V146H44ZM54 147V146H53ZM52 146H51V148H53ZM107 146H105L104 144H103V146L101 147V148H106ZM171 147V146H170ZM233 147H236L237 149V151H235V149H233ZM21 148V147H20ZM70 148V147H69ZM77 149H78V147H76ZM162 148V147H161ZM172 148V150H173V152H175V146H172L171 147ZM240 148V147H239ZM15 149H17V148H15ZM48 149V148H47ZM108 149V148H107ZM115 149H117V148H115ZM243 149H245V148H243ZM41 150V149H40ZM49 150V149H48ZM69 150V149H68ZM68 150H67V152H68ZM167 150V149H166ZM227 150V149H226ZM37 151V150H36ZM77 151V150H76ZM79 151V150H78ZM103 151V150H102ZM101 151V152H102ZM105 151H106V149H105ZM207 151V152H206ZM7 152H8V148H7ZM9 152H10V154L12 153L13 154V152H11L10 150H9ZM38 152V151H37ZM71 152H73V148H72V151ZM90 152V151H89ZM104 152V151H103ZM112 152H114L113 150H112ZM87 153V152H86ZM165 153H167V151L166 152H164V154ZM204 153V154H205ZM221 153V152H220ZM39 154H40V152H39ZM49 154V153H48ZM75 154V153H74ZM118 154V153H117ZM160 154V153H159ZM158 154V155H159ZM164 154H163V157L162 158H164V160H165V162H168L167 161V159L168 158H166L167 156L165 155L164 156ZM169 154V153H168ZM167 154V155H168ZM229 154V153H228ZM86 155V154H85ZM88 155V157H90L89 155L90 154H87ZM86 155V156H87ZM104 155V154H103ZM116 155V154H115ZM119 155V154H118ZM158 155H156V156H154L153 158H155V159H158L159 161H160V158H161V155L160 156H158ZM15 156V155H14ZM13 157V156H12ZM79 157H80V154H79ZM112 157H114L115 158V156H112ZM255 157V158H254ZM104 159V158H103ZM112 159V158H111ZM122 159V158H121ZM252 159V160H251ZM0 160L2 161V158H0ZM13 160V159H12ZM104 160H106V159H104ZM104 160H103V162H104ZM196 160V159H195ZM10 161V160H9ZM113 161V160H112ZM116 161V160H115ZM125 161V160H124ZM12 162V161H11ZM102 162V163H103ZM117 162V161H116ZM150 162V161H149ZM151 163H152V160H151V162L149 163V166H150V169L152 170V165H151ZM13 164V163H12ZM2 165H3V162H2V164H1V168H2V170L0 171V184L1 183H3L2 182V180H3V178H2V174H4V173H2L3 171H4V168L2 167ZM69 165V164H68ZM67 165V166H68ZM124 165H126V163L124 164ZM257 165V166H256ZM70 166V165H69ZM127 166V165H126ZM153 166H154V164H153ZM24 167V166H23ZM184 167V166H183ZM0 168V169H1ZM13 168V167H12ZM105 168V167H104ZM154 168V167H153ZM229 168H232L233 170H234V172H233V174H231V175H228V172L230 171L229 170ZM7 169V168H6ZM22 169V168H21ZM20 169V170H21ZM27 169H29L28 167H27ZM26 168H25V170H27ZM38 169V168H37ZM46 169V168H45ZM51 169V168H50ZM53 169H54V166H53ZM71 169H72V167H71ZM74 169V168H73ZM162 170H163V167L161 168ZM231 169V170H232ZM33 170V169H32ZM39 170V169H38ZM49 169H47V171H48ZM76 170V169H75ZM98 170V169H97ZM106 170V169H105ZM159 170V169H158ZM229 170V171H228ZM53 171V170H52ZM103 171V170H102ZM18 172V171H17ZM37 172V171H36ZM35 172V173H36ZM40 171H38V173H39ZM69 173H70V170L68 171ZM93 172V171H92ZM150 172V171H149ZM11 173H12V171H11ZM33 173V172H25L24 171V169L22 170V172H21V174H20V176H21V179L22 180H26L25 178L27 177V176H31L32 178H34L35 177V175L37 174L38 175V173ZM76 173H77V170H76ZM76 173H75V175H76ZM141 172H139L138 174H136L135 176L137 177L136 178V180H135V183H136V181H137V183L139 182L138 180L139 179H141L142 177H143V175H141L140 174ZM152 173V172H151ZM13 174H14V171H13ZM16 174V173H15ZM19 174V173H18ZM70 174H73V173H70ZM158 174V173H157ZM163 174V173H162ZM12 175V174H11ZM36 175V176H37ZM44 175V174H43ZM54 175V174H53ZM61 175V174H60ZM104 175V174H103ZM144 175H146V174H144ZM165 175H167V174H165ZM41 176V175H40ZM49 176V175H48ZM55 176V175H54ZM57 176V175H56ZM62 176V175H61ZM173 176V175H172ZM13 177H15V176H13ZM44 177H46L45 175H44ZM44 177H43V181H44ZM49 177H51V175L49 176ZM118 177V176H117ZM167 177V176H166ZM7 178V177H6ZM48 178V177H47ZM103 178H105V177H103ZM163 178H165V177H163ZM162 178V179H163ZM204 178H208L209 179V182H207V180L205 181L204 180ZM2 179V180H1ZM10 179V178H9ZM40 179H41V177H40ZM149 179H150V181H151V183H152V185H156L157 184V181H158V175H150L149 177H147V180L149 181ZM45 180H46V178H45ZM50 180V179H49ZM55 180V179H54ZM75 180H76V178H75ZM120 180V179H119ZM248 180V181H247ZM27 181V180H26ZM25 181V182H26ZM29 181V180H28ZM102 181V180H101ZM145 181V180H144ZM30 182V181H29ZM28 182V183H29ZM34 182V181H33ZM37 182H39V180L37 181ZM47 182V181H46ZM75 182V181H74ZM74 182H73V184H74ZM6 183V182H5ZM31 183V182H30ZM42 183V182H41ZM48 183V182H47ZM46 183V184H47ZM69 183H72V181L70 182L69 181ZM145 183V182H144ZM146 183H147V181H146ZM49 184H51V183H49ZM73 184H70L71 186H73ZM150 184V183H149ZM148 184V185H149ZM162 184V183H161ZM206 184H207V188H209V189H207L206 188ZM13 185V184H12ZM33 185H37V184H34L33 183ZM151 184L149 185V187L150 186H152ZM160 185V184H159ZM203 185H204V187H203ZM7 186V185H6ZM15 186V185H14ZM38 186V185H37ZM105 186V185H104ZM116 186V185H115ZM30 187H31V184H30ZM145 187H146V185H145ZM148 187V188H149ZM155 187V186H154ZM162 187H164V186H162ZM43 188L44 187H42L41 188V192L42 191H44L43 190ZM99 188V187H98ZM120 188V187H119ZM167 188H172L171 186H169V185H167L166 184V189ZM38 189V188H37ZM133 189V188H132ZM152 189V188H151ZM155 189H159L160 190V188L158 187V186H156L155 187ZM155 189H153V192H154V190ZM163 190H164V188H162ZM174 189V188H173ZM20 192H17V190H14V189H10V188H6V187H1L0 188V221L3 223V225L5 226V228H6V230H3V231H1L0 232V234H1V241H0V264H21V260H20V258H19V255H18V246H20V239L19 238H16V236H14L15 237V239H14V237H13V241H7V238L9 239V235H10V233H9V231H8V225L10 224H12V222H10L9 221V219H10V217H8L9 215H8V208L6 207V203H7V201L6 200H8V198H7V196H8V194L9 193H14L15 195V199L17 198V200H23V201H25L27 198H29L28 196L29 195H32L31 193H33L35 190H36V186H35V190H34V188H32V189H30L29 187H25V188H20V189H18ZM49 190H51V189H49ZM158 190V191H159ZM163 190H161V192L163 191ZM181 190V189H180ZM202 190L204 191V193L202 194ZM40 191V190H39ZM113 191V190H112ZM167 191V190H166ZM36 192V191H35ZM45 192V191H44ZM50 192V191H49ZM128 192V191H127ZM126 192V193H127ZM183 192V191H182ZM247 192H248V195H247ZM251 192V193H250ZM37 193V192H36ZM129 193V192H128ZM151 193H152V190H151ZM168 193H169V191H168ZM173 193V192H172ZM153 194V193H152ZM156 194V193H155ZM157 194H160V192H158ZM164 194H166V193H164ZM170 194V193H169ZM254 194H256L255 196H254ZM103 194H100V198L102 197V198H104L103 196H102ZM108 195V194H107ZM161 195H162V193H161ZM168 195V194H167ZM180 195L182 196V197H184V192L183 193H181L180 192ZM192 195V196H193ZM22 196V197H21ZM46 196H47V194H46ZM106 196V195H105ZM109 196V195H108ZM163 196V195H162ZM246 196V197H245ZM19 197V198H18ZM42 197V196H41ZM165 197V196H164ZM247 198V197H249V199L247 198L246 199V201H244L243 199H241V198ZM43 198V197H42ZM163 198V197H162ZM166 199L168 198V201H166L167 202V205L165 206V208H164V211L167 213V214H170L172 217H171V219L170 218H168V223L170 222L171 223V227H177L179 230H180V234H181V239L178 237V240L180 241V243L182 244H184L185 245V247L187 246V249L189 248L190 250H191V252H192V250H193V253H192V256H193V258H194V261H195V264H205L202 260H200V254L198 253V250L200 249V247L202 246V244H201V242H203V236L201 237V238H199V239H197L196 237H195V235H196V230H195V226H193V221L191 220L192 218L190 217V215H189V211L187 210V208L182 204V201H181V199L178 197V196H168V197H165ZM203 198V197H202ZM164 199V198H163ZM201 200V199H200ZM239 200L241 201V200H243V201H241L242 202V204H244L245 203V210L242 212L241 211V208L240 209H237V212L238 213H242V214H239L237 217H234L233 215H235V213L233 212V210H232V206H233V203L235 204V205H240V203H239ZM247 200H248V203H247ZM103 201H105V200H103ZM197 201V200H196ZM195 201V202H196ZM184 203V202H183ZM20 204H21V202H20ZM165 204V203H164ZM202 204H204L203 202L202 203H200L199 204V206L197 207V209L200 207V205H202ZM33 206H34V204H33ZM98 206L99 207H102V211H108L109 209L108 208H106V207H110V205L109 204H107V203H104V202H99L98 203ZM105 206V207H104ZM35 207H36V205H35ZM35 207H30V205L28 206V207H25V208H22L24 211V213H26L27 212V214H28V216L29 217H31V216H35L37 213H39V212H37L36 213V211H35ZM50 206H46V209H47V212H48V214L47 213H45L44 214V216L41 214V218L43 219V217H44V219H43V223L40 225V230L41 231H43V232H46V235H47V240H48V242H47V245H46V248L43 250V257H46V256H48L51 252H50V247H49V244H50V240H51V238H50V236H52L51 234H52V232H53V229H54V222H55V220H54V213H53V210H52V208H49ZM164 207V206H163ZM226 207V209H224ZM137 208V207H136ZM186 209V210H185ZM42 210V209H41ZM206 211H208V209L206 210ZM16 212V211H15ZM18 212V211H17ZM197 212H198V210H197ZM197 212H196V214H197ZM215 212V211H214ZM236 212V214H238ZM40 214V213H39ZM158 214V213H157ZM225 215V214H224ZM155 216V215H154ZM200 216V215H199ZM215 216H217V215H215ZM213 214H212V216H211V219H210V221H209V223H208V225L211 223V222H213V221H215L214 219H216V218H214L215 217ZM226 216V215H225ZM153 217V216H152ZM203 217V216H202ZM35 218V217H34ZM201 218V217H200ZM219 218V217H218ZM160 219V218H159ZM222 219V218H221ZM243 219H245V220H243ZM35 221L37 222V220L35 219ZM157 221V222H156ZM228 221V220H227ZM28 222H29V220H28ZM33 222H34V220H33ZM198 222V221H197ZM259 222H261V221H259ZM32 223V222H31ZM38 223V222H37ZM167 222H161V224H159V220H158V218L156 217V218H153L152 220H150V219H145V220H141V221H136V220H134V221H132V225H131V227L129 228V227H127L126 225L123 227L124 229H123V232H122V229H121V234H123V236H125L124 238H122V239H125V240H122V244L121 245H119V246H114V247H112V248H110V249H108V250H100V249H94V248H84V247H78V248H65V246L64 245H62V246H60V248H61V252L59 253V256H57V257H59V258H63V260H62V263L61 264H69V261H67L68 259H67V257L69 258H71V257H74L75 258V260H73V261H77V262H74V263H76V264H157L158 262H154L155 260L157 261V259H158V257H160V263L161 264H171L170 263V261H172V258H174V251L175 250H173L171 247L169 248V247H166L163 251H162V254L160 253V251H161V248H160V246L162 245V244H164L165 242H166V239L167 238H169V236H170V232L168 231V229H167V224H168ZM202 224V223H201ZM39 225V224H38ZM206 226V225H205ZM232 226H234V227H238L239 228V230H235V229H233L232 228ZM253 226V227H252ZM203 227V226H202ZM209 227V226H208ZM43 228V229H42ZM206 228V227H205ZM257 228H259V227H257ZM210 229V228H209ZM209 229H208V231H209ZM19 229L18 228H15L14 229V231H18ZM258 230V229H257ZM20 231V230H19ZM221 231H223L222 233H221ZM248 232V235L250 234ZM177 234V235H180V234ZM256 233V232H255ZM254 232L252 233L253 235L255 234ZM233 234H235V233H233ZM252 234H251V239H252V241H255V240H253V236H252ZM264 234V233H263ZM212 235V234H211ZM210 235V236H211ZM231 236H232V234H231ZM230 236V237H231ZM243 236V235H242ZM241 236V237H242ZM245 236H246V234H245ZM172 237V236H171ZM175 237V238H174ZM173 238L174 239H176L177 238V236H174ZM238 237V236H237ZM249 237H250V235H249ZM213 238V239H212ZM227 238H228V236H227ZM232 238V237H231ZM238 238H240V237H238ZM261 240L263 241L264 239V237L262 238V235H261ZM260 238H259V240H260ZM226 239V238H225ZM234 239V238H233ZM255 239V238H254ZM105 240H107V238H105ZM173 240V239H172ZM224 240V239H223ZM237 240V239H236ZM239 240V239H238ZM237 240V241H238ZM23 241H26V239H24ZM178 241V242H179ZM230 241H232V240H230ZM251 241V242H252ZM258 241V240H257ZM145 242H147V245L145 246ZM170 242V241H169ZM217 242V241H216ZM235 242V241H234ZM259 242V241H258ZM24 243V242H23ZM212 243V242H211ZM220 243V242H219ZM222 243V242H221ZM261 243V242H260ZM182 244V245H183ZM207 244V243H206ZM254 244V243H253ZM255 244H256V242H255ZM205 245V243L203 244V246ZM160 248V250L159 249H157V248ZM164 248V247H163ZM162 248V249H163ZM210 248V247H209ZM156 249V253H154L153 251ZM173 252V254H172V252ZM155 254H157V256H155ZM56 255V254H55ZM145 255V256H144ZM147 255H154L155 256V258L156 259H153L151 256H150V258H152L154 261H149L148 262V260H149V258L147 259L146 258V256ZM176 255V254H175ZM178 256V257H177ZM143 257H145L146 258V260L143 258ZM53 258V257H52ZM175 258H179L180 259V256H179V254H177L176 255V257ZM182 258V257H181ZM240 260V259H239ZM245 260V259H244ZM224 260H219V261H214L213 263H211V264H225V262H223ZM263 261H264V259H263ZM19 262V263H18ZM246 261H243V263H245ZM41 264V263H40ZM176 264H185V262L183 261V260H180L179 262H177ZM248 264H249V262H248Z\"/></svg>",
	"mask_w": 264,
	"mask_h": 264
}]
</instances>
